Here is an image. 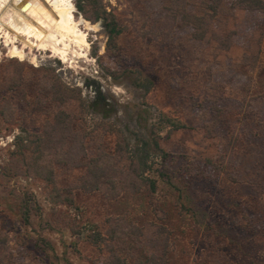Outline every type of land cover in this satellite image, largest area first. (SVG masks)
<instances>
[{"label":"rangeland","instance_id":"rangeland-1","mask_svg":"<svg viewBox=\"0 0 264 264\" xmlns=\"http://www.w3.org/2000/svg\"><path fill=\"white\" fill-rule=\"evenodd\" d=\"M69 1L87 47H68L66 60L36 46L11 57L0 34V264L109 262L106 233L116 216L141 227V242L158 260L169 236L170 264H264V13L224 0L196 40L170 14L198 0H93L81 10L83 0ZM57 80L80 99L62 103ZM96 90L105 113L92 109ZM74 136L83 163L104 151L117 167L128 165L140 138L159 136L174 157L170 173L186 174L199 214L240 226V236L231 235L237 241L223 242L212 222L195 231L174 215L176 229L163 236L157 208L173 194L157 177L158 152L146 174L157 182L147 214L139 199L83 192L79 159L40 148L48 137L70 149ZM129 257L126 264H136Z\"/></svg>","mask_w":264,"mask_h":264},{"label":"trees","instance_id":"trees-1","mask_svg":"<svg viewBox=\"0 0 264 264\" xmlns=\"http://www.w3.org/2000/svg\"><path fill=\"white\" fill-rule=\"evenodd\" d=\"M93 0H83L77 3L78 9H82L84 5L90 4ZM199 2H190L191 7L187 10L186 8L170 14L173 21L180 22L185 25L188 30L189 37L202 40L205 38L207 33L208 24L213 21L218 15L219 9L223 4L224 0H198ZM231 4L245 6L249 9H254L264 13V0H232ZM108 25H106L107 27ZM109 27V26H108ZM109 33H114V28L110 27ZM59 88V99L62 103L69 101H76L80 99L79 90L76 92L75 88H70L68 85L60 80L55 81ZM148 89V88H147ZM93 101L91 103L94 111L101 110L102 113L106 112L105 98L99 90L95 91ZM245 119V117H243ZM246 120V119H245ZM63 123V121H62ZM66 131L69 130L67 126H64ZM182 126H175V129H181ZM156 137V138H155ZM151 142L146 141L144 138H140V148L132 152L134 157H130L127 166L117 167L113 164V156L104 152L99 151L93 158H90L86 163H83L82 157H86V152L79 139L74 141V146L67 150H60V146H56L55 143L46 137L42 141L41 151L45 155L55 154L64 161H73L79 159L76 168L83 167V174L81 176V185L79 189L86 193H101L105 198L115 201L124 198H135L141 201V206L145 209L147 214L146 202L154 196L157 189L156 179H153L146 174L151 171L152 167L149 164L151 155L154 156L155 152H158L160 157V168L156 170L157 177L162 180L167 190L173 194V199L167 203L162 202L157 212L161 213V220L159 226L162 230L163 236L167 235L169 226L172 230L176 229L172 220V215L175 216V222L180 224L185 222L190 228L200 230L201 228L209 229L210 223H214L216 227L219 225V231L222 235L223 242H233L237 240L231 237L233 230L235 235L240 236L237 231L240 226L235 224L219 223L221 218L215 217L209 214H199L197 209V203L189 197L187 190V184L184 181L185 173L181 174L178 178L172 176L169 170V164L173 162L174 157L168 152H165L159 144V136H155ZM44 138V137H43ZM66 138L61 139V145L64 147ZM233 142L237 141L234 138ZM149 145H152L150 151ZM153 151V152H152ZM152 153V154H151ZM235 156L231 157V162L234 163ZM206 163L210 166L211 159L207 158ZM215 171L220 172L224 167L212 166ZM34 168H41L34 164ZM189 172V170H188ZM198 176V175H197ZM183 177V178H182ZM150 203V202H149ZM148 203V204H149ZM151 206V204H149ZM173 216V217H174ZM25 221L28 220L27 213L23 215ZM219 219V220H218ZM174 226V227H172ZM178 228L180 226L178 225ZM142 236V229L137 223H134L131 219H126L123 216H116L112 219L111 225L106 233V238L112 246H110V261L103 264H126V259L130 256L136 264H170L167 258L170 254L165 250V247L169 248V236L163 238L162 244L164 245V259L158 260L154 254L149 250L148 245L141 242L140 237ZM246 239V237L244 238ZM244 241V240H242ZM45 245V246H44ZM43 247L52 249L48 243H44ZM45 248L41 249L42 253L45 252ZM119 250H122L126 254V259L121 258ZM129 252V254H128ZM129 255V256H128ZM168 255V256H167ZM129 257V258H130ZM131 258V259H132ZM167 261H166V260ZM234 264H240L234 262Z\"/></svg>","mask_w":264,"mask_h":264},{"label":"bare ground","instance_id":"bare-ground-1","mask_svg":"<svg viewBox=\"0 0 264 264\" xmlns=\"http://www.w3.org/2000/svg\"><path fill=\"white\" fill-rule=\"evenodd\" d=\"M72 9L69 0H0V34L8 54L24 58V49L31 54L36 46L66 60L68 47L85 49V35L73 20Z\"/></svg>","mask_w":264,"mask_h":264}]
</instances>
